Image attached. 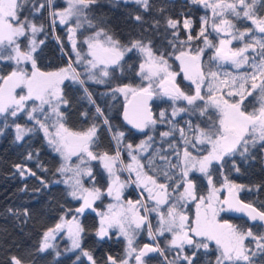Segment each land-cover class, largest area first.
<instances>
[{
  "label": "snow or ice",
  "instance_id": "6c2138e0",
  "mask_svg": "<svg viewBox=\"0 0 264 264\" xmlns=\"http://www.w3.org/2000/svg\"><path fill=\"white\" fill-rule=\"evenodd\" d=\"M29 0H0V50L4 47L11 49L14 55H0V60H14L19 66L22 61H30L32 66L31 74L24 68L17 67L6 77L0 76L3 84H0V114L10 113L12 117H17L19 113H27L29 120H35L40 129L43 130L48 142L59 152L65 160V164L57 169L62 175H66L67 179L63 183L67 184L71 189L68 193L73 199L82 200V205L75 211L77 214H83L85 209L91 208L94 201L98 200L102 192L99 188L84 187L83 177H88L94 181L91 167H82L87 161H100L103 168L112 178L107 188V195L114 196L116 201H120L121 193L125 187L120 181L118 175V165L126 168L130 173L136 174V182L143 185L148 193V198L155 201L156 207L148 209L143 201H128L127 205L119 204L117 206L109 205V211L99 213L100 227L96 235L100 238L108 236V230L118 227L120 232L128 237V248L126 255L131 257L135 255L136 264H145L144 257L148 253H160L163 255L164 250L157 244L155 247L144 245L143 248L137 249L133 247V236L129 229L135 226L140 229L143 225L148 224L149 235L155 241L156 235L163 236L165 232L171 233L172 238L168 242L169 245L177 250V257L173 261H167V264H194L197 251L199 249H208L209 242H214L219 249V256L216 264H252L249 249L245 245V241L251 237L256 241L257 249L264 252V236H254L251 230L241 231L236 226L229 224L227 221L221 223L217 217L222 210L217 204H225L229 209L240 212H246L252 221L264 222V211L258 210L252 204L243 203L238 196L243 186L234 184L224 176L223 188L227 189L228 196L220 201V188H217L212 181L209 169L214 162L223 161L225 156L239 152L241 156L249 153L250 148H255L259 143L264 148V16L257 15L256 5L264 3V0H193V3H201L205 8L211 9L212 12V29L218 34H223L224 38L219 40V45H213L208 39L207 25L208 19L202 18V26L196 37L191 35L192 21L184 19L182 21L183 29L188 31L186 41H180V44H191L196 39H203L206 47H215V58L219 61L230 62L236 69H240L244 65H248L251 71L240 75H233L225 72L223 78L216 71L209 70L207 73L202 68L201 56L204 52L203 48L193 50L189 47L187 50H181L175 59L180 61L181 69L184 77L195 85L194 94L188 95L180 89L176 84L177 73L170 71L171 65L165 58L164 53L157 55L152 46V41L145 42L143 39L131 41L130 45H123L104 28L97 30L94 35L87 38L89 54L92 59L87 61L89 66L88 79L95 80L96 75L91 69L101 67L103 70L101 76L109 75L108 66L118 65L124 58L126 52L138 50L144 56V62L140 64V74L144 80L148 81L146 87L133 88L124 86L118 91L125 94L128 100V106L125 108L124 119L135 128L143 130L150 125L157 123L153 118V114L149 107V101L156 94L153 87L158 84L159 89L164 95L175 100H185L189 105H194L196 101H205V95L201 94L202 88L207 87V101L204 108H201V114H205L209 107L219 111L220 118L218 125L213 123L207 128H198L192 140L185 136L184 130L179 129L181 137L184 139L183 153L173 145H169L173 150V154L177 158V163L172 164L167 161L166 157H161L169 164V171L161 172V176L165 181L170 183H161L154 175H148L144 171L145 165L140 162L139 154L147 152L152 137H148L146 141H142L139 145L133 146L131 143L120 145L124 140V133L117 132L113 135L116 141L117 149L114 154L108 152L98 153L92 150V145L97 136V127L92 125L84 131H73L64 123V113L60 111L61 105H67L68 101L63 96L62 85L66 79L78 81L81 85L85 83L80 79V74L76 72L72 64L60 68L57 71L42 72L37 67L36 59L33 53L36 51L37 42L34 39L38 32H43V25L39 27L29 20L26 16L21 19L23 10L26 9ZM52 0H48L51 5ZM98 0H67V7L60 11H52L50 16L53 18L52 23L55 24L56 18L60 24H66L73 17H76V27L69 28L71 33L73 49L75 50V33L77 28L81 27L80 18L87 19V12L92 10V6L96 5ZM135 3L143 6L145 10L150 7L149 0H135ZM45 5L39 6L33 4V12H40ZM87 10V11H86ZM231 15L235 19H246L251 21L253 28L246 31H239L232 20L226 16ZM136 20L142 17L137 15ZM159 25V21L155 22ZM180 20L168 18L166 20L167 27L174 29L173 36L176 37L179 30ZM259 33V36H257ZM31 34L33 39L27 50H22L20 43L17 41L20 37L27 39ZM248 38V42L243 47L233 49L231 47L233 40L243 41ZM43 43V41H40ZM259 48V58L249 56L251 49L255 52ZM78 61L81 59L80 53H76ZM168 55H171L170 53ZM98 82L102 83L103 80ZM23 86L27 89L26 95H17L16 89ZM259 93V108H253L247 111L244 106L246 96H251L253 92ZM87 92V89H85ZM90 96V94H88ZM32 101L33 106L29 110L28 102ZM39 102L38 104L36 102ZM45 105L51 109V114L56 117L55 123L51 126L55 128V132L50 131V126L39 119L37 115H44L46 120L49 118L45 111ZM178 110H173L172 116L177 115ZM179 111H184L180 109ZM97 112L100 109L97 108ZM161 122L165 117V113H160ZM7 119V117H5ZM107 124V120L104 121ZM7 127V124H5ZM191 128V126H190ZM16 140H23L25 136L33 132L34 128H27L20 124L15 125ZM2 131V129H0ZM163 137L172 135L171 132H164ZM198 141L200 144H210L211 150L207 155L194 156L189 147L196 149ZM122 151L127 152L131 158V162L124 164L122 159ZM76 156L80 164L71 167L67 161L71 157ZM31 159L29 154L27 157ZM149 167L152 161L149 160ZM16 170L23 177L25 175L35 176L36 173L31 169H26L21 165H15ZM176 168L180 169L179 182L177 178L170 175V171ZM198 171L207 176L208 184L211 186L207 196H197V186L189 174ZM236 171H239L237 168ZM71 173V175H68ZM42 186L47 184L41 181ZM175 184L173 191L183 188V192L179 193L177 203L172 204L168 208L167 213L159 212V206L169 203L171 194L169 187ZM197 201L196 216L194 222H189V217L178 210L181 201ZM145 211L159 212V227L155 232L152 231L151 224L148 222L147 215H141L140 209ZM11 211V210H9ZM23 215L28 216L27 209ZM66 231L71 240L72 249H81L82 233L84 228L80 224L76 216L71 220L66 216H61L60 221L54 227L47 228L43 231L40 239L38 251L44 252L53 248V240L56 239L58 233ZM192 250L191 255L185 254V249ZM91 264H96L91 253L82 251ZM60 255L57 252V256ZM255 255V253H253ZM110 264H128V260L117 261L109 256ZM165 260L167 258L165 257ZM10 264H24V260L18 256L10 258Z\"/></svg>",
  "mask_w": 264,
  "mask_h": 264
},
{
  "label": "trees",
  "instance_id": "16d2710c",
  "mask_svg": "<svg viewBox=\"0 0 264 264\" xmlns=\"http://www.w3.org/2000/svg\"><path fill=\"white\" fill-rule=\"evenodd\" d=\"M33 4L37 6L43 4L45 7L40 12L34 13ZM60 4V0H54L51 3L55 8H59ZM149 4V9L145 10L142 5L135 3V0H98V3L92 6V10L87 12L84 27L77 29L75 33L77 34L75 38L80 43L77 48L78 52L84 49L89 52L87 38L94 35L100 28H104L123 45H130L131 41L138 39H143L145 42L151 40L157 55L161 52L165 54V58L171 65L170 70L177 73V85L188 95L194 94V87L182 78L179 60L175 59L181 50H187L189 47L193 50L203 48L204 52L201 56L203 70L205 73L209 70L219 72L221 78L225 72L240 75L251 71L249 66L239 70L228 69L230 68L228 65L214 59L215 47H206L202 38L194 39L191 44H180V41H186L188 35V31L182 26L184 19L192 21L191 35L196 37L202 26V18H207L209 22L206 35L213 45H217L218 35L211 26L213 20L211 9L205 8L201 3H193V0H149ZM51 5L48 4V0H29L21 17L26 16L38 27L43 25V32H38L35 35L37 47L34 58L37 67L43 72H52L71 63L76 72L80 74V79L85 81L81 85L78 81L66 79L61 86L63 96L68 101L67 105L60 107V111L65 116L66 126L73 131H84L95 124L97 136L91 146L92 150L98 153L108 152L110 155L114 154L117 149L116 141L113 139V135L117 132L125 134L123 143L120 145L121 148L124 144L129 143L133 146L139 145L149 136L152 137L147 152H143L139 157L140 162L145 165L144 171L148 175L156 176L161 183H170L161 176V172L169 171V164L161 157H166L167 161L172 164L178 162L169 145L175 146L182 155L184 139L181 137L179 129H183L185 136L192 140L198 128H207L213 123L217 125L219 123L220 114L217 109L209 107L205 114H201L200 109L204 108L207 101V87L205 86L201 91V94L205 95V101H196L194 105H189L182 99L173 101L171 97L155 90L156 94L152 105L154 119L157 123L145 128L142 133H138L123 122L122 107L126 97L118 89L126 85L133 88L143 87V77L140 74L139 66L143 62L144 56L136 49L126 52L118 65L108 66V76H101L103 69L99 67L97 71L91 69V72L96 75V79H88L89 66L86 60L88 57L90 60L91 56L85 51V59L81 58L78 61L76 49H73L72 39H70L69 28L73 26L67 27V24H60L58 20L53 24L50 16ZM256 12L259 16L264 14V3L256 5ZM137 15L142 19L136 20ZM168 18L181 21L176 37L173 36V32L176 30L166 25ZM231 19L236 23L239 31L244 27H252L251 21L246 19H235L232 16ZM156 21H159V25L155 23ZM86 46L87 48H85ZM63 50L69 55L70 60L67 59ZM259 51L257 48L255 52L250 50V53L259 58L256 53ZM11 53L10 55H12ZM169 53L171 55H168ZM15 69L16 62L14 60H0V76L6 77ZM99 80H103V82L100 83ZM0 84H3L2 80H0ZM94 100L97 101V105L101 104L103 114L95 110ZM255 101H259L258 91L247 96L248 111H251L252 106L256 105ZM31 103L29 110L33 106L32 101ZM180 109H184V111H179ZM173 110H178L176 116H172ZM45 111L49 118L46 120L44 115H37V119L46 122L50 126L49 130L53 132L54 127L51 126L55 123L56 117L51 114V109L47 105H45ZM161 112L165 113L163 122H161ZM105 120H107V124L104 123ZM16 124L35 130L28 133L23 140L17 141L15 138ZM0 129H2L0 131V264H10L12 256L23 258L24 264H91L82 251L91 253L96 264H110L109 256L117 261L127 259L126 242L122 235L115 232H111L104 238L96 235L100 220L95 209L102 205L100 201L95 203V209H85V212L81 214V225L85 230L82 233L81 249H72L65 239H61L63 245H60V240H58L56 244H53V248L44 252L38 251L43 231L54 227L60 221L61 216L75 214V210L82 205L83 201L73 199L68 194L71 189L63 183L66 175L57 171L65 164L64 157L55 151L43 130L39 128L35 120H29L26 112L19 113L17 117H12L10 113L0 114ZM164 132H171L172 135L163 137L161 134ZM194 142L197 144L196 149L189 147V151L194 156L207 155V152L211 150L210 144ZM29 154L32 156L31 159L27 158ZM122 159L125 165L131 162L127 152L122 151ZM149 160L153 162L151 167H149ZM15 165L31 169L36 175L22 177ZM90 166L95 176L93 184L100 190H105L111 178L102 163L94 160L90 162ZM237 168L239 171H236ZM118 170L120 178L125 182V190L122 192L123 199L130 201L131 198L135 201H142L136 187L147 199L143 185L136 182V174L129 172V178L122 167L118 166ZM209 172L213 184L217 188L223 185L224 176H227L230 182L243 186L239 193L244 200L255 204L264 211V148L259 143L255 148H250L249 153L244 156L236 152L225 156L219 163L214 162ZM179 173L180 169L176 168L169 174L177 178V182H179ZM189 178L197 186L198 197L208 195L211 186L208 184L207 176L193 170L189 174ZM41 181L46 182L47 186H42ZM86 182L89 183L90 180L86 178ZM175 186L172 184L168 189L171 196L166 205L170 207L177 203L179 193L183 192L182 187L174 192ZM226 190L221 188L220 197H224ZM197 203L198 200L181 201L178 207L183 205L185 210L189 209L193 216ZM222 207L218 216L219 220L227 221L241 231L251 230L254 236H264L263 224L252 223L243 217L233 216ZM25 209L28 211L27 217L23 215ZM149 220H151L153 230L156 231L159 227V218L151 211ZM147 228L148 226L145 224L140 234L139 240L142 242L148 236ZM158 237L165 253L170 256L172 253L169 251L166 241L162 236ZM245 245L249 249L248 254L252 264H264V252L257 249L256 241L249 237L245 241ZM57 252L60 255L57 256ZM185 254L191 255L192 250L186 248ZM219 254L215 243L209 242L208 249L201 248L197 251L194 264H216ZM147 261L150 262L149 264H164L160 254L148 257Z\"/></svg>",
  "mask_w": 264,
  "mask_h": 264
},
{
  "label": "rangeland",
  "instance_id": "374dc122",
  "mask_svg": "<svg viewBox=\"0 0 264 264\" xmlns=\"http://www.w3.org/2000/svg\"><path fill=\"white\" fill-rule=\"evenodd\" d=\"M53 2H54V0H52ZM61 1V6L59 7V8H55V6H53V5H51V8H50V13L52 12V11H60V10H63L64 8H66L67 7V0H60ZM212 13V12H211ZM226 18L227 19H231V15H228V16H226ZM21 19H23V17H21ZM51 19L53 20V18L51 17ZM56 20H58L59 21V19L58 18H56ZM55 20V21H56ZM233 22V21H232ZM76 23H77V19H76V17H73V18H71L70 20H69V22L68 23H66L67 24V27L69 26H73V27H76ZM235 25H236V23L235 22H233ZM80 24H81V27H79V28H77V29H82L84 26V18H80ZM239 24V23H238ZM212 26V25H211ZM239 26V25H238ZM251 28H253L254 26L251 24ZM71 28V27H70ZM236 28H237V26H236ZM246 30H247V28H246ZM246 30H244V29H242V30H240V31H246ZM76 35V37H77V34H75ZM222 38H224V36H222L221 34H218V42H217V45L216 46H218L219 45V40L220 39H222ZM33 39V37L31 36V34H29L28 35V37H27V39L25 38V37H20L19 38V40L17 41L18 43H20V45H21V49L22 50H27V46H30V41ZM34 39H35V37H34ZM74 39H75V49H76V53L78 52V50H77V48H79V46H80V43H79V41H77V39L74 37ZM36 40V39H35ZM246 40V39H245ZM244 41V40H243ZM243 41H240V40H233V42H232V45H231V47L233 48V49H236V48H239V47H241V44H242V42ZM237 43H241V44H237ZM238 45V46H235V45ZM79 45V46H78ZM85 48H87V46L85 47ZM85 51L89 54V52L87 51V50H83V51H80L79 53H80V57H81V55H82V57L81 58H83V59H85V55H84V53H85ZM10 52H11V49L10 48H8V47H4L2 50H0V55H3V56H8V55H10ZM63 53L65 54V55H67L68 57H69V55L66 53V52H64L63 51ZM12 55H14V53H11ZM90 55V54H89ZM248 55L251 57L253 54H251L250 52H248ZM33 56H34V53H33ZM91 56V55H90ZM89 58V57H88ZM88 58H87V60H86V62L88 61ZM91 59H92V57H91ZM81 60V59H80ZM143 62H144V60H143ZM142 62V63H143ZM179 63H180V61H179ZM224 64H226V65H228L230 68H228V69H236L235 68V66L234 65H232L230 62H225ZM17 67H21V68H24L29 74H31V71H32V66H31V62L30 61H22L21 62V64L18 66L17 64H16V69H17ZM243 67V66H242ZM241 67V68H242ZM99 68V67H98ZM98 68L97 69H94L95 71H97L98 70ZM180 68H181V65H180ZM41 71V70H40ZM57 71V70H56ZM171 71V70H170ZM181 71H182V69H181ZM43 72V71H42ZM173 72V71H172ZM182 74H183V79L185 80V81H187L188 83H191V81H189V80H187L185 77H184V73H183V71H182ZM177 77V76H176ZM176 82V81H175ZM147 84H148V81H146V80H144L143 79V87H146L147 86ZM177 84V83H176ZM192 84V83H191ZM193 85V84H192ZM124 87V86H123ZM153 87H154V89L155 90H159L160 92L159 93H163L160 89H159V87H158V84H154L153 85ZM193 87H194V89H195V85H193ZM122 88V87H121ZM123 93V92H122ZM16 94L19 96V95H26L27 94V89L26 88H24L23 86H21L20 88H17L16 89ZM130 96V95H129ZM128 96V97H129ZM126 100V99H125ZM32 105V103H31V101L28 103V108L30 107ZM53 132H55V128H53ZM117 147V146H116ZM143 153V152H142ZM142 153H140L139 154V157H140V155L142 154ZM76 159V160H75ZM72 160H75V161H72ZM90 162L91 161H87L86 160V163L84 164V165H82V167H85V168H87V167H91L90 166ZM65 163V162H64ZM67 164L69 165V166H71V167H75L76 165H78V164H80V161H79V159L76 157V156H73V157H71V159L69 160V161H67ZM72 164H74V165H72ZM119 166V165H118ZM120 167V166H119ZM123 170H125L126 171V173H127V177H129L130 178V173H129V171L126 169V168H122ZM107 172V171H106ZM108 173V172H107ZM68 175H71V173H69ZM109 175V174H108ZM116 175H118L119 176V178L121 177L120 176V174H119V170L117 171V173H116ZM110 177V176H109ZM86 178H88V177H83V180H84V187H86V188H92V187H96V188H98L97 186H95L94 184H93V181L92 180H90V182L88 183V182H86ZM111 178V177H110ZM66 179H67V176H66ZM112 179V178H111ZM120 181L122 182V183H124V185H125V182L120 178ZM111 183V180L109 181V183H108V186H109V184ZM108 186H107V188H108ZM135 186H136V184H135ZM107 188L105 189V190H101V192H102V195H101V197L98 199V200H96V201H94L93 202V204H92V207L91 208H88V209H95V207H94V205H95V203L97 202V201H100L101 202V206H97L98 208H96L95 210L97 211V213H98V216H99V220H100V215H99V213H105V212H108L109 211V205H114V206H117V209L116 210H118V206H119V204H123V205H127V203H128V201L129 200H126V199H123V197H122V193H121V199H120V201L118 202V201H116L115 200V198H114V196H108L107 195ZM220 189L222 188V186L221 187H219ZM136 189H137V191H138V195H139V197H140V199L144 202V204L147 206V208L148 209H151V208H154V207H156V204H155V201H152V200H150L149 198H148V193H147V191H146V193H147V199H145V197H144V195L142 194V192H141V190H139V188L138 187H136ZM225 189V188H224ZM125 190V187L123 188V190H122V192ZM219 198H220V201H223V197H220V195H219ZM130 201H132V202H134L135 200H133V199H131L130 198ZM136 202V201H135ZM151 204V206H150V204ZM222 205H223V207H224V204H217V207L218 208H221L222 207ZM170 206H167L166 204L165 205H161V206H159V212H163V213H167V210H168V208H169ZM222 207V208H223ZM225 209V208H224ZM87 210V209H86ZM178 210L179 211H181V212H183V214H185V215H187L188 217H189V222L190 223H192V222H194V220H195V216H196V208H195V212H193L194 214H193V216H191V214H190V210L188 209V210H185V208H184V206L182 205V206H180V207H178ZM150 212L151 211H145V209L143 208V211H142V208L140 209V214L141 215H147V218H148V222L151 224V227H152V223H151V220H149L150 219ZM159 212H154L155 213V215H156V217L157 218H159ZM221 212V211H220ZM219 212V213H220ZM73 216H76V218L79 220V222H80V224H81V214H77V213H75V214H71V215H66V218L67 219H69V220H71L72 219V217ZM219 216V215H218ZM217 219H218V217H217ZM219 220V219H218ZM221 223H223L224 221H221V220H219ZM230 224V223H229ZM147 226H148V224H147ZM100 227V226H99ZM144 229V225L140 228V229H135V226L133 225L132 226V229H129V231L131 232V234H132V236H133V247L134 248H137V249H139L140 248V245L144 242H142V241H140L139 240V237H140V234H141V232H142V230ZM147 230H148V228H147ZM240 230V229H239ZM152 231L153 232H155L154 230H153V227H152ZM111 232H115L116 234H118V235H122L123 237H124V239H125V242H126V248H128V237H126L125 235H123L121 232H120V230H119V228L118 227H113V228H110L109 230H108V235L111 233ZM159 235H156V237H155V241L153 240V237L152 236H150L149 235V231H148V236H147V238H146V240L147 241H149V240H151V241H153V242H155L156 244H158L160 247H161V249H163L164 250V247L161 245V243H160V239H159V237H158ZM165 236V237H164ZM163 238H164V240L166 241V243H167V246H168V248H169V251L172 253L171 255H172V260H170V257H168L167 255H166V253H165V250H164V252H163V260L166 262V264H167V261H173V260H175V258L177 257V250L175 249V248H173V247H171L170 245H169V241L171 240V238H172V235H171V233H168V232H165L164 233V235L162 236ZM61 239H65L66 240V242L68 243V246L69 247H71V240H70V238L68 237V234H67V232L66 231H63L62 233H58L57 234V236H56V239L55 240H53L52 241V243L53 244H56L57 243V241L58 240H60L59 241V244L60 245H63L64 243H63V241L61 240ZM146 240H145V242H146ZM135 255H136V253H133L132 254V256L131 257H128L127 256V260H128V264H136V262H135ZM165 257L167 258V260H165ZM144 259V261H145V264H149L150 262H148L147 261V257H145V258H143Z\"/></svg>",
  "mask_w": 264,
  "mask_h": 264
},
{
  "label": "water",
  "instance_id": "95a60500",
  "mask_svg": "<svg viewBox=\"0 0 264 264\" xmlns=\"http://www.w3.org/2000/svg\"><path fill=\"white\" fill-rule=\"evenodd\" d=\"M222 35H223V34H222ZM153 97H154V96H153ZM153 97H152V99H153ZM129 99H131V96H129V97L124 101V103H123V107H122V118H123V122L125 123L126 126L130 127L131 129H134V130L137 131V132H143V131H145V129H143V130L137 129V128H135L133 125L129 124V123L124 119V112H125V108L128 106V100H129ZM152 99L149 101V107H150V109H151V112H152V114H153V118H154V109H153V106H152ZM227 196H228V192L226 191L224 199H225ZM238 196H239V199H240L243 203H246V204H252V203H250V202H247V201L243 200V199L240 197V194H239V193H238ZM252 205H253L254 207H256L258 210L263 211V210H261L260 208H258L256 205H254V204H252ZM224 206H225L226 210H227L231 215H233V216H236V217H244L245 219H247L248 221H250V222H252V223H261V224H264V222H262V221H252V220L249 218V216L247 215L246 212H240V211H236V210H234V209H229L228 206L225 205V204H224ZM146 244H147V245H151V246H153V247L156 246V245L153 244V243L146 242V243H144V244L141 246V248H143L144 245H146ZM141 248H140V249H141ZM153 254H156V253H148L147 255H153Z\"/></svg>",
  "mask_w": 264,
  "mask_h": 264
},
{
  "label": "flooded vegetation",
  "instance_id": "af4514ba",
  "mask_svg": "<svg viewBox=\"0 0 264 264\" xmlns=\"http://www.w3.org/2000/svg\"><path fill=\"white\" fill-rule=\"evenodd\" d=\"M262 16H264V14H263ZM230 20H232V19H230ZM232 21H233V20H232ZM233 22H234V21H233ZM246 28H247V27H244V28H242V29L246 30ZM247 29H249V28H247ZM215 33H216V32H215ZM216 34L218 35V33H216ZM222 36H223V35H222ZM257 36H259V33H257ZM245 39H246V40H244V41L242 42V44H241V43H237V44H238V45L241 44V47H243V46H244V43L248 42V38L246 37ZM237 44H236L235 46H238ZM250 50H251V49H250ZM250 50H249V52H250ZM256 53L259 55L258 52H256ZM214 55H215V50H214ZM220 62L225 63L224 61H220ZM244 67H248V65H244L242 68H244ZM232 69H233V68H232ZM240 69H241V68H240ZM236 70H239V69H236ZM245 100H246L245 102H246V110H247V106H248V104H247V96H246V99H245ZM255 102H256V105H255V106H254V105L252 106V110H253V108H257V109H258L259 106H260L259 101H255ZM252 110H251V111H252ZM247 111H248V110H247ZM169 257H170V260H172V255H170Z\"/></svg>",
  "mask_w": 264,
  "mask_h": 264
},
{
  "label": "bare ground",
  "instance_id": "6f19581e",
  "mask_svg": "<svg viewBox=\"0 0 264 264\" xmlns=\"http://www.w3.org/2000/svg\"><path fill=\"white\" fill-rule=\"evenodd\" d=\"M154 97H155V95H154ZM154 97H153V98H154ZM154 117H155V114H154ZM138 133H142V132H138Z\"/></svg>",
  "mask_w": 264,
  "mask_h": 264
}]
</instances>
